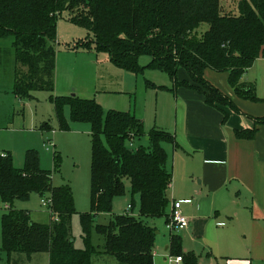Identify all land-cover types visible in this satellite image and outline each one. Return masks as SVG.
<instances>
[{"label":"trees","instance_id":"trees-1","mask_svg":"<svg viewBox=\"0 0 264 264\" xmlns=\"http://www.w3.org/2000/svg\"><path fill=\"white\" fill-rule=\"evenodd\" d=\"M237 9L238 13H224L221 0H0V39H15L13 93L24 99L35 92L54 91L57 25L67 11L73 23L93 36L77 46L106 51L116 66L136 73H143L139 60L147 56L151 60L146 68L168 74L173 83L170 89L148 81L149 87L190 88L204 95L211 107L239 112L204 77L207 69L228 73L236 95L259 101L255 85L242 79L264 58V0H239ZM203 25L208 29L200 31ZM180 69L188 72L191 82L178 80ZM53 101L63 129H69L63 115L66 106L74 123L91 125V211L81 218L86 247L76 248L71 235L76 212L71 188L53 187L51 172L42 169L35 151L27 152L23 169L14 166L11 154L2 153L0 206L7 210L2 216L0 257L47 253L49 264H92L99 254L115 258L118 264H155L157 230L146 220L169 222L172 173L165 145L177 147L176 140L157 128L146 133L144 123L131 113L112 110L105 115L95 99L71 95ZM257 123L264 124V118ZM256 133L255 128L236 135L252 140ZM142 138H148V146L131 148L134 139ZM128 183L132 196L139 197L138 214L124 213L108 225H94L97 216L113 212ZM33 194L42 199L51 196L50 225L35 223L29 212L14 207ZM130 206L134 210L135 203ZM93 229L103 244H92ZM170 252L181 256L182 264H199L194 252L183 251L182 237L176 233L171 235Z\"/></svg>","mask_w":264,"mask_h":264},{"label":"rangeland","instance_id":"rangeland-1","mask_svg":"<svg viewBox=\"0 0 264 264\" xmlns=\"http://www.w3.org/2000/svg\"><path fill=\"white\" fill-rule=\"evenodd\" d=\"M239 0H221L224 13H238ZM208 29L203 25L200 31ZM93 38L86 28L71 21V14L64 12L57 25L55 89L52 93L35 92L30 98L19 99L13 93L14 86V37L0 39V154H11L13 164L23 169L28 151H35L42 169L51 172L54 188L69 186L74 195L76 212L71 219V235L78 249H85L82 215L91 211V163L92 136L91 125L74 123L70 108L63 111L69 129H63L57 114L55 97L71 96L73 92L83 99H95L101 105L105 115L109 111H122L140 117L145 128L150 123L161 121L166 115L167 90L156 93L147 85L150 80L157 86L172 88V80L166 73L146 68L150 62L147 56H141L139 65L143 73L118 67L106 51L77 46ZM77 46V47H76ZM68 48L69 50H66ZM257 86V92L264 86V60L256 62L247 73L246 80ZM261 91V90H260ZM263 92L261 91V94ZM166 146L171 147L170 144ZM49 147L50 151H47ZM171 149V148H169ZM51 198L46 196V202ZM135 203L134 214L139 211V197L132 196V186H126L125 195L114 202L113 212L97 216L94 225H108L115 216L126 212L128 205ZM14 207L29 212L35 223L50 225L53 216L49 206H45L39 194H33L28 201H16ZM5 206H0V249L3 248L2 216ZM161 234L155 243V264L171 263L170 250H166L171 233L167 229L165 218L156 220ZM188 230V229H187ZM186 229L176 232L183 237V251L194 252L200 264H239L240 259H226L218 254L219 243L202 240L188 233ZM92 244L99 246L103 240L96 230L91 232ZM101 240V241H100ZM162 240V241H161ZM221 249V248H220ZM242 261L241 264H244ZM0 264H49L47 253L13 255L2 253ZM92 264H118L111 256L96 255Z\"/></svg>","mask_w":264,"mask_h":264},{"label":"crops","instance_id":"crops-1","mask_svg":"<svg viewBox=\"0 0 264 264\" xmlns=\"http://www.w3.org/2000/svg\"><path fill=\"white\" fill-rule=\"evenodd\" d=\"M261 60L264 58L256 62ZM246 76L242 80L255 85ZM204 77L239 112L229 107H211L204 95L180 87L165 92L168 100L164 104V119L151 122L150 129L145 128L146 133L156 128L164 130L178 144L165 145L167 168L172 173L168 213L171 214L175 202H182V211L190 221L188 233L219 243L218 254L228 261L264 264V124L257 123L264 118V86L258 93L255 85L259 101H251L236 95L228 82V73L207 69ZM178 80L191 82L185 69L179 70ZM72 95L76 96L74 92ZM134 116L145 126L143 119ZM255 128L257 133L252 140L236 135L238 131ZM133 142L134 149L148 146V138ZM125 213H129L128 208ZM156 220L148 219L146 223L157 230L158 237L161 232ZM170 245L171 236L166 250H170ZM155 254L154 251V261Z\"/></svg>","mask_w":264,"mask_h":264},{"label":"built area","instance_id":"built-area-1","mask_svg":"<svg viewBox=\"0 0 264 264\" xmlns=\"http://www.w3.org/2000/svg\"><path fill=\"white\" fill-rule=\"evenodd\" d=\"M131 148H134V142L130 145ZM48 151L50 150L49 147L46 148ZM42 202L45 206H49V208L52 205L51 199H49L46 202V199H42ZM132 207H128V212L131 214ZM190 226L189 219L184 215L182 211V202H175L173 204L172 212L169 216V222L167 223V229L171 233H176L181 230L188 229ZM183 262V259L181 256L176 257L175 259L171 258V263L181 264Z\"/></svg>","mask_w":264,"mask_h":264}]
</instances>
